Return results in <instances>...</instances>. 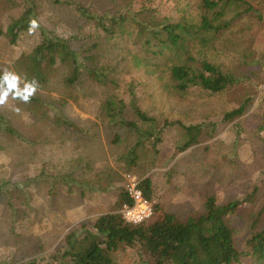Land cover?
<instances>
[{"label": "rangeland", "instance_id": "1", "mask_svg": "<svg viewBox=\"0 0 264 264\" xmlns=\"http://www.w3.org/2000/svg\"><path fill=\"white\" fill-rule=\"evenodd\" d=\"M121 1L0 0V29L4 32L0 37V74L8 68L23 81L15 61L40 41V28L52 30L64 39L78 36L76 48L89 46L93 39H103L104 34H99L93 21L77 20L73 5L82 4L94 15L100 13L111 17L123 11ZM154 1L124 0L136 20L144 25L154 16L147 8L154 7L157 4ZM183 1L161 0L164 3L161 12L172 16L178 7L182 14V9L187 8ZM254 4L253 18L247 20L252 31L240 42L238 53L241 56L247 50L253 61L244 67L243 83L221 94L209 95L190 89L185 97L174 96L166 78L157 73L158 67L136 68L131 56H128L131 63L126 65L123 57H127L128 51L125 52V45L115 34L112 40L104 43L103 55L95 53V62L103 66L109 52L114 53L119 69L105 73L121 86H131L125 94L123 87L115 93L118 98L125 99L126 95L129 100H135V103L126 102V108L116 121H104L101 117V89L92 84L86 97L79 95L76 101L75 96L68 93L63 96L60 90L41 91V95L48 94L54 99L67 97L61 108L71 120L68 125L56 116L48 118V114H42L45 107L16 102L11 97L6 105L0 106V115L5 121H12L15 131L26 142L0 131V181L3 182L0 190V264L41 261L42 256L46 257L63 244L69 232H77L83 224L114 212L116 189L119 186L125 189L126 175L139 181L150 177L154 193V199L150 200L152 204L158 202L168 212L182 218L200 212L207 196H214L220 203L239 199L259 177H264V147L248 142V137L255 141H258L257 136L264 139V131L262 135L257 132L259 124L256 120V113H260L264 103V0H256ZM29 9L32 14L28 18L35 19L39 28L31 33L28 30L22 32L16 43L10 44L8 27L25 16ZM187 13L193 15L191 10ZM129 50L137 58L143 52L139 47ZM220 51L217 47L214 56L218 61H224L228 55L220 54ZM229 57L234 59L232 55ZM227 65L231 72H239L242 68L237 69L238 64L235 65L233 60ZM247 96L254 100L245 116L236 121L241 128H232L234 123L223 122V113L237 107ZM134 108L156 120L159 142L153 143L154 138L147 140L141 135L142 123L135 116ZM34 113L38 114L36 118ZM175 121L215 127H211L209 141L176 153L175 149L186 139L185 132L181 128L163 127L164 122ZM130 123L136 124L141 131L129 127L127 124ZM80 129L83 131L78 132ZM64 133L68 138L62 137ZM90 135L92 138H88ZM139 137L142 138L140 142ZM72 139L77 144L85 140L90 147L81 150L89 152L87 158L92 161L89 172L83 173V181L77 174H74L76 181H70L63 178L62 169L59 171V161L71 156L69 148H63L64 142ZM130 146H135L137 157L136 166L128 168L120 156ZM36 173L38 177H35ZM33 177L34 180H30ZM122 251L113 254L112 258L119 264H135L133 254L129 250Z\"/></svg>", "mask_w": 264, "mask_h": 264}, {"label": "trees", "instance_id": "2", "mask_svg": "<svg viewBox=\"0 0 264 264\" xmlns=\"http://www.w3.org/2000/svg\"><path fill=\"white\" fill-rule=\"evenodd\" d=\"M255 1L185 0L182 3L187 8L182 9V14L176 7L174 15L170 16L161 12L164 3L155 0L157 4L154 7H147L154 16L149 24L145 25L136 20L124 0L121 1L123 11L111 17L100 13L94 15L90 8L74 4L73 9L78 14L77 20L84 19L87 23L93 21L99 34H104L103 39H93L89 46L76 48L77 41L80 40L78 36L72 35L64 39L52 30L40 28V41L30 52L23 53L15 61L23 80L35 79L39 84L37 95L35 94L28 103L39 108L45 107V110L41 111L42 114H48V118L56 116L68 125L71 120L61 108L67 97L54 99L48 94L41 95V91L48 93L60 90L63 96H66V93L75 96L76 101L79 95L86 97L89 85L92 84L101 89V117L104 121H116L123 108H126V102L135 103V100H129L126 95L125 99L116 97L115 93L125 86H121L112 76L105 73L110 71L111 74L119 69L114 53L109 52L103 66L95 62V53L102 54L104 43L112 40L115 34H118L120 43L125 45V52L129 53L127 57H123L126 65L131 63L128 59V56H131L137 65L136 68L158 67L160 70L157 73L166 78L174 96L185 97L190 89L209 95L221 94L243 83V71L253 61L247 50V53L243 52L241 56H238V53L241 51L240 42L252 31L247 20L253 18ZM189 10L193 15L187 13ZM29 14H32L31 9L8 27L10 44L14 45L20 34L28 30L31 20L28 18ZM120 28L123 31H117ZM3 35L4 32L0 29V37ZM132 47L143 50L140 58L129 52ZM217 47L221 50L220 54L228 55L224 57V61H218V57L214 56L213 51H216ZM231 55L234 59L229 57ZM232 60L235 65L238 64L237 69L242 67L239 72H231L227 62L232 63ZM127 87L131 86L126 85ZM126 88L123 89L124 94L130 90ZM253 100L251 96H247L237 107L224 112L222 121L234 123L232 128L240 129L241 125L236 121L245 116ZM134 114L142 123L141 135L147 140L154 138L153 143L159 142L156 138L159 130L156 120L147 117L138 108H134ZM256 114L259 124L257 132L262 135L264 103L260 113ZM37 116L38 114L34 113V118ZM127 125L141 131L134 123ZM163 127L183 129L186 139L175 149L176 153H182L194 145L209 141L212 137L211 127L215 125H191L175 121L164 122ZM0 131L8 136H15V139L26 144L25 139L15 131L12 121H5L1 115ZM81 131L83 129L78 132ZM62 137L68 138L66 133ZM140 137L139 142L142 139ZM88 138H92V135ZM257 138L258 141H255V138L248 137V142H255L256 147L263 148V137ZM83 142L77 144L74 139L65 141L63 148H69L71 156L59 161V171L63 170V178L73 182L76 181L74 174H77L78 178L80 176L83 181V173L89 172L92 164L87 158L90 153L81 151L83 148H90L85 140ZM134 147L130 146L120 156L128 168L136 166L137 155ZM30 180H34V177ZM1 183L3 182L0 181V190L3 186ZM138 189L145 199H154L150 177L140 180ZM13 190L17 192L16 189ZM116 192L117 197L112 208L114 212L103 214L94 221L83 224L77 232H69L63 244L48 254V257L42 256L41 261L34 259L24 264H119L112 255L120 250H129L133 254L135 264H264V177H259L239 199L220 203L214 196H207L203 209L185 218L168 212L156 202L152 216L140 224H129L122 219L119 211L123 204H131V199L120 186Z\"/></svg>", "mask_w": 264, "mask_h": 264}, {"label": "clouds", "instance_id": "3", "mask_svg": "<svg viewBox=\"0 0 264 264\" xmlns=\"http://www.w3.org/2000/svg\"><path fill=\"white\" fill-rule=\"evenodd\" d=\"M38 27L39 25L35 19L29 21V33L35 31ZM38 88L39 84L35 79L29 81L25 78L22 81L17 73L5 68L0 74V106L6 105L9 97L22 103H28L36 94Z\"/></svg>", "mask_w": 264, "mask_h": 264}, {"label": "built area", "instance_id": "4", "mask_svg": "<svg viewBox=\"0 0 264 264\" xmlns=\"http://www.w3.org/2000/svg\"><path fill=\"white\" fill-rule=\"evenodd\" d=\"M125 179V191L131 199V204H123L119 214L126 223L140 224L152 216L153 204L145 199L138 189L139 180L131 175H126Z\"/></svg>", "mask_w": 264, "mask_h": 264}]
</instances>
